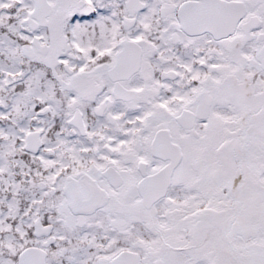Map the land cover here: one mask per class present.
Returning a JSON list of instances; mask_svg holds the SVG:
<instances>
[{
  "label": "snow or ice",
  "instance_id": "obj_1",
  "mask_svg": "<svg viewBox=\"0 0 264 264\" xmlns=\"http://www.w3.org/2000/svg\"><path fill=\"white\" fill-rule=\"evenodd\" d=\"M0 264H264V0H0Z\"/></svg>",
  "mask_w": 264,
  "mask_h": 264
}]
</instances>
